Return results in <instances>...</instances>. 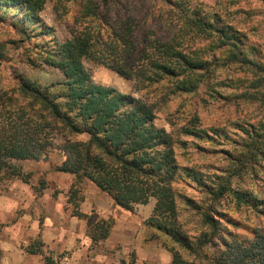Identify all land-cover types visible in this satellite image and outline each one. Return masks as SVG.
I'll list each match as a JSON object with an SVG mask.
<instances>
[{
  "label": "trees",
  "instance_id": "obj_1",
  "mask_svg": "<svg viewBox=\"0 0 264 264\" xmlns=\"http://www.w3.org/2000/svg\"><path fill=\"white\" fill-rule=\"evenodd\" d=\"M14 1L37 15L54 1L58 15L67 13V6L59 0ZM110 2L76 1L79 10L70 38L58 49L38 54L40 67L61 71L63 81L46 86L23 83L10 96L0 98V180L16 177L29 183L30 175L21 163L40 161L58 147L65 160L57 171L94 183L117 206L132 211L135 205L156 200L146 224L165 238L163 247L172 254L171 264H264V230H256L252 237L222 233L218 219L222 199L233 194L238 208L257 207L259 202L244 191L233 190L234 175L221 177L215 187L201 184L211 204H185L189 207L185 211L178 204L179 199L192 202L176 183L180 165L174 136L194 135V126H183L176 132L158 128L150 104L94 83L84 63L90 60L106 66L134 81L139 91L159 85L155 91L160 98L171 90L170 94L193 93L205 81V87L218 98L237 106L264 108V61L251 58L262 44L250 36L263 18L253 21L258 12L250 6L235 8L232 14L244 15L240 27L224 20L230 13L225 0H214L213 5L205 4V0H152V10L138 26L135 20L140 18L119 16ZM139 6L145 9L144 0ZM80 20L83 27L78 26ZM222 69L232 75L217 82ZM241 71L250 73L238 74ZM255 126L249 122L243 129L254 136ZM238 167L235 173H240L243 165ZM182 171L190 172L186 168ZM183 212L198 215L200 228H193L190 219L183 220ZM75 215L89 217L80 212ZM88 227L96 245L110 237L114 225L100 218L89 220ZM217 244V251L209 254ZM176 245L194 258L186 259ZM43 248L38 239L28 247L29 253L40 255ZM44 264L61 263L46 255Z\"/></svg>",
  "mask_w": 264,
  "mask_h": 264
},
{
  "label": "rangeland",
  "instance_id": "obj_2",
  "mask_svg": "<svg viewBox=\"0 0 264 264\" xmlns=\"http://www.w3.org/2000/svg\"><path fill=\"white\" fill-rule=\"evenodd\" d=\"M76 1L59 0L67 6L65 15L55 12L57 6L54 1L48 2L37 15L22 3L15 5L14 0H0V98L10 96L23 83L46 86L64 80L61 71L46 65L40 67L38 54L43 50L58 49L70 38L79 10ZM110 1V8L118 10L119 16L128 14L131 18H140L135 20L138 26L153 6L152 0H144L145 9L139 6L142 0ZM229 2L231 0H225L229 18L222 16L228 24L235 22L242 27L244 15L231 12L243 6H250L258 12L251 18L253 21L263 18L264 23V0ZM213 3L214 0H205V4ZM110 14L113 16L112 10ZM78 22V26H84L82 20ZM262 24L258 23L250 34L252 40L262 44L259 52L251 53V58L257 61H264ZM84 63L94 83L144 99L150 104L156 114L154 124L158 128L176 132L183 126H194V135L181 133L174 136V151L180 165L176 183L182 195L192 202L178 200L184 211L189 210L185 204H211L212 199L201 184L215 187L221 177L234 175L231 177L233 190L244 191L253 201L259 202L257 207L238 208L233 194L222 199L218 216L222 233L252 237L256 230H264V108L249 104L237 106L234 102L218 98L205 87V81L193 93L170 94L171 90L160 98L155 91L159 85L139 91L134 81L124 79L106 66L90 60ZM249 73L241 71L238 74L248 76ZM233 74H237L235 70ZM218 75L217 82L225 80L232 72L222 69ZM249 122L256 125L254 136L246 134L243 129ZM64 160L63 153L56 147L40 161L21 163L30 175L29 183L16 177L0 180V264H44L46 255L53 256L61 264H130L133 261L136 264H155L149 262L150 252L166 250L163 247L165 238L146 224L156 200L151 199L147 205H135L132 211L126 210L117 206L94 183L79 181L73 175L57 171ZM241 165L242 171L235 173ZM184 168L190 172L185 173L182 171ZM76 212L89 217H79ZM100 218L112 221L114 227L107 240L95 245L88 234V221ZM182 219H190L193 228H200L199 217L194 212H183ZM119 226L121 229L115 232L114 228ZM45 237L50 239L49 244ZM37 239L44 243L42 255L29 253L28 247ZM175 248L186 259L194 258L179 246ZM217 249L218 244L208 253L213 254ZM198 264L205 262L198 261Z\"/></svg>",
  "mask_w": 264,
  "mask_h": 264
},
{
  "label": "crops",
  "instance_id": "obj_3",
  "mask_svg": "<svg viewBox=\"0 0 264 264\" xmlns=\"http://www.w3.org/2000/svg\"><path fill=\"white\" fill-rule=\"evenodd\" d=\"M33 229H34V227H33ZM114 229H115V232L116 231L118 232V229L120 230L121 227L120 226L115 227ZM49 241H50V239H47L45 237V242L49 244ZM158 253H159V259H157ZM149 260H150L149 261L150 263L153 262L155 264H171L172 255L167 250H164V249H161L160 251L154 250L153 252H150ZM139 262H140V260H139ZM115 264H125V263H115ZM141 264H144V263L141 262Z\"/></svg>",
  "mask_w": 264,
  "mask_h": 264
}]
</instances>
